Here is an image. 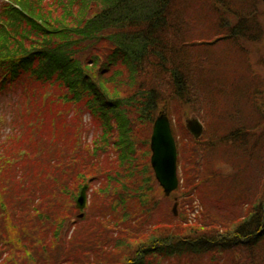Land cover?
<instances>
[{"label":"trees","instance_id":"obj_1","mask_svg":"<svg viewBox=\"0 0 264 264\" xmlns=\"http://www.w3.org/2000/svg\"><path fill=\"white\" fill-rule=\"evenodd\" d=\"M11 1L19 8L4 5L0 13V67L8 70L6 83L20 85L23 94L34 96L32 114L44 118L46 106L50 121L42 125L39 144L42 131L48 133L50 144L42 145L44 154L41 150L37 167L32 164L36 170L31 177L10 175L17 188L9 189L0 200L2 213H9L0 219L2 263L264 264V176L261 179L259 174L264 164V159L260 162L264 158V89L257 84L250 61L249 67L238 62L230 67L221 63L227 51L219 52L218 59L210 53L214 58L213 64H206L210 80L216 71L218 77L215 92L206 99L215 102L208 109L217 134L207 141L204 130L198 139L190 135L186 140L181 134L177 140L180 160L185 159L181 160L184 195L203 192H193L200 182L189 179L188 164L208 160L207 141L215 156L229 159L234 172L223 176L222 170L212 167L209 186L221 195L220 200L245 202L246 210L234 218L228 217L229 212L221 219L220 214L212 216L202 209L198 223L189 217L186 203L178 207V216L167 209L162 219L153 213L159 186L149 164L151 125L164 100L176 97L177 106L191 107L183 98L188 91L186 72L201 69L204 58L197 49L201 42L206 51L210 49L208 31L210 35L215 30L197 28L194 38L189 31L183 33L186 27L182 30L181 23L171 20L175 18L170 6L185 0H88L97 9L87 13L75 10L78 0ZM193 2L194 15L212 21L222 40L243 46L261 38L256 0ZM195 40L198 47L190 49ZM102 44L107 49L102 50ZM107 54L109 59L101 61ZM115 57H121L126 71L108 75ZM223 69H229L231 77L228 72L222 76ZM206 78L203 89L210 86L208 74ZM195 79L197 89L201 84L199 77ZM219 89L222 93L216 99ZM37 93L41 98L47 95L45 106L36 102ZM55 104L59 111L53 109ZM72 110L76 114L70 120L66 115ZM82 111L89 112L101 129L92 147L79 138ZM77 148V155L71 156ZM254 150L256 167L250 164ZM58 158L73 163L67 166ZM84 182L92 188L90 202L79 210L75 192ZM191 182L195 186L190 187ZM80 212L83 218L77 216ZM145 219L153 230L147 242L139 237L150 230L142 227ZM211 251L226 252L227 257L221 261ZM201 252L202 261L192 260Z\"/></svg>","mask_w":264,"mask_h":264},{"label":"rangeland","instance_id":"obj_2","mask_svg":"<svg viewBox=\"0 0 264 264\" xmlns=\"http://www.w3.org/2000/svg\"><path fill=\"white\" fill-rule=\"evenodd\" d=\"M84 3L89 4V6L85 7ZM0 4H1V0H0ZM96 3L94 1H88V0H78L76 5H75V10H79L80 8L83 9V13H87L90 10H96L97 7L95 5ZM173 10V12L170 13L171 16H173L175 19L171 18L172 21H177L178 23L182 24V30H183V26L186 27V30H183L182 32H191L194 35H190L192 38H194L195 36L198 35V31L197 28L199 29H204L203 31L206 30V28H208L207 26L212 27L213 30V25L210 23H208L207 20L202 19L199 15H194L195 13H193L192 9L195 8V3L193 2V0H185L184 3H179V4H172L170 6ZM262 7V6H261ZM60 9H58L57 12H59ZM221 14V11L219 10V13L217 12V14L214 16L215 19L218 18ZM202 19V20H201ZM177 32V31H176ZM210 31H208V39L209 41L213 42L216 39L214 38L215 36H213L212 34H210ZM194 36V37H193ZM171 42H173L172 39H170ZM105 41V40H103ZM197 41L195 46H191V48H195L198 47L197 45ZM172 44V43H170ZM203 44L202 42L200 43L199 48L197 49L200 54L202 55V57L204 58V60L199 63L200 65V70L197 71H193L190 70V74L187 75L186 72V76H187V81H188V91L183 93V98H186L190 101L191 103V107L187 104L186 107L183 106V108L177 106L176 104H178L180 102L179 98L176 97H171L168 100H164L160 105H159V110L162 109V107L164 105H166V107L168 108V113L172 122V126L175 130V133L178 136H180L181 134L184 136V138L186 137L188 140L190 134L189 132L186 130L185 128V119L188 117H192V116H198L202 122H204L205 125V131H206V139L208 141V139L214 140L215 136L217 134L216 130L214 131V125L212 123V116H211V112L210 109H208L209 107H214L215 103L214 101H209V99H206V97H209L210 94H213L215 92V87H216V83H215V78L218 77V71H216L217 75L215 73H213L212 75V79L210 80V75L211 72L210 70H208L206 67L208 65V62L211 61V63L213 64V59L219 57L220 53H216L217 51L222 50L224 47L222 45L217 44V41L213 44H208L207 47L210 48L206 51L205 46L201 45ZM103 45V46H102ZM100 45V47L102 46V50L107 49V44H102ZM258 44H244V49L245 51L249 54V60H250V64L252 65V67L254 68V70L256 71V77L259 79L256 80L257 84L262 83V88L264 89V64L260 63V59L262 58V56H260V52H259V47L257 46ZM225 46V45H224ZM227 46V45H226ZM88 51H92L93 49H89L87 48ZM211 54L214 55V58L211 60ZM233 54V53H232ZM231 53L228 55V57L225 59V61H221L226 63L228 66L230 67H234L236 62L239 63V65H242L243 59L240 56L241 54H243L242 52H240L238 55L233 54V59L230 60L229 57H231L232 55ZM209 55L210 60L207 59V56ZM237 57V58H236ZM105 59H109L108 54L106 55L105 58H103L101 61H104ZM210 63V62H209ZM207 64V65H206ZM111 67L108 69V75H111L113 73H115L116 70L118 69H123L125 70V65L124 62L122 61L121 57H115L114 61L110 64ZM219 70V69H218ZM228 72V77L230 76V72L229 69H223V71L221 72L222 76L224 73ZM126 73V72H124ZM183 73V70H182ZM206 74H208L209 79L210 80V86H207V89H203L204 87V83H203V77H204V81L207 79L206 78ZM258 74V75H257ZM201 75V76H200ZM200 79V86L195 89L193 86V82L194 80H196L195 78ZM259 88V87H258ZM257 88V90H258ZM8 90V89H7ZM17 94V90L14 91ZM220 92L222 93L221 89H219L215 96L216 99L220 98ZM219 100H217L218 102ZM221 101L222 98H221ZM210 102V103H209ZM16 103V95L14 93L11 92H0V137H4L6 134H14V132L16 131L15 127H18L20 125L17 124H12V120H16L18 122L23 123L22 118L20 116H18V112H23V110H15L14 109V104ZM212 103V104H211ZM250 108H253L252 104H248ZM221 106V105H220ZM250 114H252L249 111ZM16 115V116H15ZM20 115V114H19ZM90 123V121L88 122ZM45 125V124H44ZM216 125V124H215ZM91 127V124H90ZM26 134H29L30 131H25ZM88 133V138L90 139V137L92 136V131H88L86 130L85 134L87 136ZM42 134L44 136V138L41 140V145H43V147L47 146V139H49V135L48 133L45 134L44 131H42ZM227 138V137H225ZM204 142V146L205 149L204 151L210 156L208 158V160L203 159V160H198L196 165L194 161L190 162V165L188 164V172L191 175L192 182L195 181L197 178L199 179L200 184L197 185L196 189H202V194H196V197H191L190 195H184V191L185 189H183L182 187H180L178 189V191L172 193L170 196H165L162 193V190L159 188V190H155V197L154 199H156L157 203H156V209L154 210L153 213H157L159 217H163L162 219H165V217L168 215L167 214V209L171 210L172 205L174 203V200H178V202H180V206L181 208L187 203L188 204V212L190 214V216H194L196 217L195 219L198 220L197 222H201L198 214V211H201L202 209L205 211V214H211L212 216L221 215V219L225 218V215L228 216L229 212L230 215L228 217L231 218V216H233V218L235 217V214L239 215V213L243 210H246V203L242 202L241 200H239V202H229L226 198L220 200L221 195L217 196L218 193H216L215 188L211 189V187L209 186V183L211 182L210 179L208 178V173L211 172L212 167H214L216 170H222L221 174L223 176H230L231 173H234L231 167V164L229 162V159H227V157L221 156V155H217L215 156V150L214 147H211V143L209 142ZM11 143L13 142V139H11L10 141ZM27 142V138L23 141V142H18L20 144L19 148H23L25 147ZM229 143V142H228ZM15 147L13 146V149H16V143ZM230 144V143H229ZM194 148V146H192ZM201 147V146H199ZM196 148V147H195ZM198 149V148H197ZM202 151V152H204ZM227 153L229 154V150L227 151ZM254 158H251L250 160V164L256 167V160L255 158H258L257 155V150H254ZM183 156V154H182ZM181 160H185L184 156L181 157ZM264 158H261L260 162H262ZM31 162H33V160H31ZM205 163H208L207 166H205ZM258 163V162H257ZM37 167V166H35ZM260 173L262 174L261 179H263L264 176V164H260ZM34 170H36L34 168ZM33 170V171H34ZM243 171V170H242ZM240 174V173H239ZM180 175L183 176V169L181 168V172ZM259 176V175H258ZM92 181V180H91ZM101 181V178L97 181V184ZM95 180L91 183H94ZM191 182V185H192ZM186 185L185 183L183 184V186ZM184 191H183V190ZM189 189V188H188ZM90 191V190H88ZM87 191V193H88ZM253 192V191H252ZM187 193L189 194V191H187ZM186 193V194H187ZM227 195V192L224 193ZM230 194V193H229ZM231 195V194H230ZM191 197V201H188V198ZM257 197V195L255 196V198ZM190 202V203H189ZM243 204V207L240 209L241 205ZM179 205V204H178ZM177 209V208H176ZM249 209V208H248ZM243 212L241 213V215L243 214ZM152 213V214H153ZM179 215V214H178ZM177 215V216H178ZM154 216V215H153ZM155 220L158 222L162 221V219H157V215L154 216ZM107 217L104 218V220H106ZM229 220V219H228ZM137 221V220H136ZM148 221L145 219L142 221V227H144L145 229H150V226L148 225ZM151 225H152V220H151ZM153 227V226H152ZM152 228L148 231L147 235L145 236L144 234L142 236H138L139 237H145L147 238L145 240V242H147V240H149L151 237V232H152ZM135 245H137V243H135ZM210 252V251H209ZM209 252L205 253V257L204 259L206 260V255L209 256ZM211 253H213L212 255L219 258V260L223 261V258L225 260V258L227 257L226 252L225 253H218L217 251H211ZM196 254H200L199 257L195 256L193 257L192 260H197V262H200L203 260V255L202 252L201 253H196ZM2 259L3 256L0 258L1 260V264L2 263ZM200 259V260H199ZM191 260V259H190ZM21 264L23 260H20ZM206 264H210V262L205 261ZM25 263V262H23Z\"/></svg>","mask_w":264,"mask_h":264},{"label":"water","instance_id":"obj_3","mask_svg":"<svg viewBox=\"0 0 264 264\" xmlns=\"http://www.w3.org/2000/svg\"><path fill=\"white\" fill-rule=\"evenodd\" d=\"M186 127L198 137L202 131V125L197 118L186 121ZM150 163L154 171L155 178L159 182L163 191L168 195L178 185L177 178V151L174 137L171 132L170 122L166 113L161 112L153 123L150 137ZM84 186L78 199V206L85 203Z\"/></svg>","mask_w":264,"mask_h":264},{"label":"flooded vegetation","instance_id":"obj_4","mask_svg":"<svg viewBox=\"0 0 264 264\" xmlns=\"http://www.w3.org/2000/svg\"><path fill=\"white\" fill-rule=\"evenodd\" d=\"M259 3H260V5L262 7L258 11V16H259V19H260V22H258V23H261V28L260 29L264 32V0H259ZM262 46H263V53L262 54H264V44Z\"/></svg>","mask_w":264,"mask_h":264}]
</instances>
